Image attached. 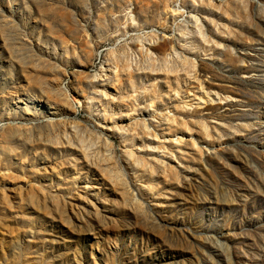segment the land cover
I'll list each match as a JSON object with an SVG mask.
<instances>
[{
  "label": "rangeland",
  "instance_id": "obj_1",
  "mask_svg": "<svg viewBox=\"0 0 264 264\" xmlns=\"http://www.w3.org/2000/svg\"><path fill=\"white\" fill-rule=\"evenodd\" d=\"M0 264H264V0H0Z\"/></svg>",
  "mask_w": 264,
  "mask_h": 264
}]
</instances>
